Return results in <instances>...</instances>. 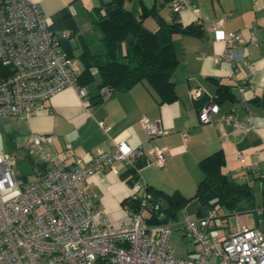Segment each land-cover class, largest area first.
<instances>
[{
  "label": "crops",
  "instance_id": "1",
  "mask_svg": "<svg viewBox=\"0 0 264 264\" xmlns=\"http://www.w3.org/2000/svg\"><path fill=\"white\" fill-rule=\"evenodd\" d=\"M29 1L39 6L44 17L52 23L54 32L69 31L70 35L61 41V47L77 61L76 77L84 69L82 53L105 54L96 16L103 12L102 4L106 0ZM189 1L194 9L186 7L178 12L179 25L181 28L193 25L200 31L171 34L177 60L171 73L175 100L160 103L145 81L126 91H111L106 99H102L98 87L100 77L93 67L90 80L86 82L81 78L77 82L83 91L82 97L74 88L66 87L47 99L44 108L27 123L0 117L4 151L9 156L11 152L16 154L25 149L30 136L47 135L51 137V143L44 150L50 153L54 162L71 166L74 157L87 162L98 149H109L113 140L123 138L129 147H141L144 151L140 178L136 182H145L167 194L178 191L190 198L193 194L189 196V193L195 191L202 178L199 162L220 150L225 161L223 172L236 181L244 176L253 200L252 208L241 213L225 215L222 209L216 210L222 216V233L234 232L238 220L259 228L264 185V0ZM123 6L136 17H140L145 9L140 18L150 31L158 30L160 21L171 22L170 1L124 0ZM62 16L64 20H57ZM212 23H220L223 31L240 35L241 42L233 41L232 48L235 58L242 57L241 61L235 59L231 63L219 58L225 46L211 29ZM193 92L198 94L197 99L192 98ZM208 103L217 104L218 112L210 122L200 123L199 111ZM229 115L241 124H247L249 117L253 129L234 131L232 121L227 120ZM143 118L158 122L167 134L149 138L140 124ZM99 123L108 129H102ZM152 148L165 150L167 156L162 167L146 162ZM11 158L17 160L15 156ZM252 163L257 165L254 172L247 170ZM114 166L117 173L105 169L92 174L80 185L86 187L110 223L116 226L128 220L122 201L129 197L133 184L125 180L124 164L117 162ZM230 217L234 219L233 223H230ZM179 221V218L172 221V239L180 241L184 235ZM191 245L180 258L196 256V248Z\"/></svg>",
  "mask_w": 264,
  "mask_h": 264
},
{
  "label": "built area",
  "instance_id": "2",
  "mask_svg": "<svg viewBox=\"0 0 264 264\" xmlns=\"http://www.w3.org/2000/svg\"><path fill=\"white\" fill-rule=\"evenodd\" d=\"M170 7L176 13L186 7L194 9L189 0H171ZM211 29L225 46L219 58L241 61L232 48L233 41L241 42L240 35L223 31L220 23H212ZM69 35L68 30L54 32L36 3L0 0V66L8 69L0 77V117L27 123L47 99L66 87L83 96L74 60L61 47ZM111 91L102 87L101 98L106 99ZM191 96L198 98L196 92ZM218 109L215 103L203 106L200 123L210 122ZM227 120L232 121L234 131L253 129L249 117L247 124L231 115ZM140 124L149 138L167 134L158 122L143 118ZM50 143L47 135L27 138L30 179L17 178L13 159L0 151V264H264V233L238 220L237 229L224 234L222 216L216 210L178 222L195 246L196 256L175 257L171 245L174 223L149 222L157 213L158 220L163 218L160 202L153 201L145 182H136L140 178L136 163L144 158L141 147L131 148L123 138L115 139L109 149H98L89 161L83 163L76 156L71 166H65L54 162L44 150ZM148 155L146 162L159 167L167 156L158 148L149 150ZM240 160L244 158L240 156ZM117 162L134 169L136 184L127 198L139 202L135 209L124 206L128 220L115 226L80 183L105 169L117 173ZM247 170L254 172L257 165L252 163ZM240 180L247 181L244 176Z\"/></svg>",
  "mask_w": 264,
  "mask_h": 264
},
{
  "label": "trees",
  "instance_id": "3",
  "mask_svg": "<svg viewBox=\"0 0 264 264\" xmlns=\"http://www.w3.org/2000/svg\"><path fill=\"white\" fill-rule=\"evenodd\" d=\"M171 1V0H167ZM124 0H106L102 4L103 12L97 13L96 24L102 31V40L106 47L104 55L82 53L84 69L76 77L90 80V69L96 68L100 77L99 89L110 87L112 91H126L142 81L147 82L157 95L159 102H172L176 98L171 73L177 60L172 49L171 34L173 32L197 33L195 26L181 28L178 13L173 12L170 23L159 22V29L148 30L140 17H136L123 6ZM64 20L59 17L57 20ZM51 29L52 23H50ZM8 69L0 66V77ZM78 84V83H77ZM79 86V85H78ZM142 161L136 167L142 166ZM225 164L220 150L213 152L199 162L202 178L198 182L190 198L182 196L178 191L171 194L149 187L153 201H159V213L163 218L157 219L158 213L150 216L149 222H167L178 218L180 210L191 200H196V216L202 217L210 210L222 209L225 215L241 213L252 208V193L247 181H236L227 176L222 168ZM125 180L132 185L137 179L134 169L125 166ZM138 200L130 198L122 201V206L135 209ZM259 228L264 231V185H262V210Z\"/></svg>",
  "mask_w": 264,
  "mask_h": 264
},
{
  "label": "rangeland",
  "instance_id": "4",
  "mask_svg": "<svg viewBox=\"0 0 264 264\" xmlns=\"http://www.w3.org/2000/svg\"><path fill=\"white\" fill-rule=\"evenodd\" d=\"M76 68L78 67L77 61L74 60ZM0 151H4L3 138L0 134ZM10 158L15 156L16 161L13 160V173L17 178L25 177L26 179H30L32 175V162L30 157L27 156V151L25 149H21L20 152L10 153ZM34 158V155L31 156ZM12 159V158H11ZM134 185L136 183H133ZM194 193V189L189 193L191 196ZM260 200V199H259ZM196 200H191L185 208L179 211L178 218L183 220L185 217L196 218ZM234 219L230 217V223H233ZM192 243L189 238L184 236L183 240H178L173 238L171 240V245L173 248V253L175 257H184L186 255V250L192 247Z\"/></svg>",
  "mask_w": 264,
  "mask_h": 264
}]
</instances>
